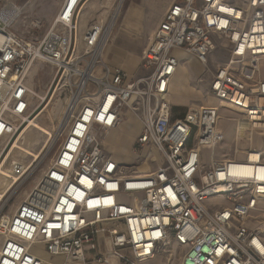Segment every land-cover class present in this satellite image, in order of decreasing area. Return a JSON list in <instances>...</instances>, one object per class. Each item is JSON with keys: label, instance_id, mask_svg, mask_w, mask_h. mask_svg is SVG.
Returning <instances> with one entry per match:
<instances>
[{"label": "built area", "instance_id": "built-area-1", "mask_svg": "<svg viewBox=\"0 0 264 264\" xmlns=\"http://www.w3.org/2000/svg\"><path fill=\"white\" fill-rule=\"evenodd\" d=\"M88 1L63 0L32 42L13 32L0 0V168L33 116L30 62L52 71L45 99L69 93L54 159L0 218V264H264V0H175L137 77L104 60L114 16L82 26ZM183 57L203 67L209 96L243 116L260 144L218 159L225 134L210 124L202 136L204 108L175 115L168 95ZM127 113L141 124L132 150L162 160L145 174L104 146Z\"/></svg>", "mask_w": 264, "mask_h": 264}, {"label": "rangeland", "instance_id": "rangeland-1", "mask_svg": "<svg viewBox=\"0 0 264 264\" xmlns=\"http://www.w3.org/2000/svg\"><path fill=\"white\" fill-rule=\"evenodd\" d=\"M62 1L8 0L6 15L8 19L11 16L13 18L11 29L26 41L37 42L41 40L51 28L50 25L52 26ZM147 1L91 0L87 3V6L89 4L90 6L84 10L82 16L83 27L95 20L110 22L114 16L110 46L104 60L111 65L122 67L131 77L142 76L146 73L141 62L152 38L155 27L154 19L157 14V11ZM119 5H121V9L118 12ZM133 8H136L138 13L135 18H130L129 11ZM146 29L148 31L145 32ZM130 38L142 39L140 50L135 58L130 57V50L125 47V42ZM214 58L218 61H225V53L216 52ZM185 61L186 59L183 62ZM52 80L53 74L50 67L39 62H36L28 75L32 92H38V98L32 96L33 116L24 129L23 139L15 143L3 164L4 166L14 152L18 150L15 155L16 159L10 164L9 172L16 171L15 168L20 165H23L27 172L21 178H17L15 173L10 175L2 170L3 166L0 168V218L7 219L16 211L22 200L39 181L41 174L52 162L60 146V126L65 121L64 114L69 93L58 91L52 98L49 95L45 99ZM189 81L192 89L197 90L198 93L190 91L182 97L174 96L172 106L175 115H183L190 108L205 107L202 136L210 124L216 125L226 136L224 144L218 149V152L215 150L217 158L242 157L248 147L256 144L255 134L245 128L246 124L239 120V114L227 109H218V102L212 100L208 93L207 74L203 67L197 63L193 68L190 67ZM176 84H182L180 77L176 80ZM39 99H42V102ZM216 109L217 111H215ZM130 115L132 114L129 113L128 115L127 113L123 126L121 125L120 129L111 133L106 139L105 148L117 160H120L129 171L148 173L154 170L162 160L161 157H156L153 163L147 162L144 159H139V154L132 150L139 131H135L138 128V123L133 120L135 116ZM133 133H135L134 139H132ZM239 134L241 136L237 137ZM131 139L132 141H130ZM128 145L130 149H128ZM208 148L205 149L206 156H209L210 150L213 151ZM5 179H7L6 185H3ZM147 264L161 263L155 260Z\"/></svg>", "mask_w": 264, "mask_h": 264}, {"label": "crops", "instance_id": "crops-1", "mask_svg": "<svg viewBox=\"0 0 264 264\" xmlns=\"http://www.w3.org/2000/svg\"><path fill=\"white\" fill-rule=\"evenodd\" d=\"M148 1H147V3H149V5L157 11V14L155 15V19H154V22H155L154 31H155L156 28L158 27V25L160 24V22L162 21L165 12L168 10V8L171 6V4L175 0H148ZM89 6H90V4L87 7H89ZM137 13H138V10L136 8L130 9L129 17L130 18H135L137 16ZM146 31H148V30L146 29L145 32ZM154 31H153V33H154ZM141 41H142V39H138V40L135 39L134 40V39L130 38V39L127 40V42H125V47L128 50H130V53H129L130 57H134L135 58L138 55V52L140 50V46H141V43H142ZM185 59H186V61L181 63L180 67L178 68V71H177L176 75L174 76V78L172 80L171 92L168 95V101L170 102L171 105L174 104V100H173L174 96L182 97V96L186 95L187 93H189L190 91L191 92L193 91V93L194 92L198 93L197 90L192 89V87L190 85V81H189L190 80V67L193 68V66L197 62L194 59L185 58V57L182 58V61H184ZM263 64H264V61L262 63V76H263ZM178 77H180V80H181V83H182L181 85H177L176 84V80L178 79ZM263 78H264V76H263ZM33 95H34V98H38V92L33 91ZM210 98H211V96H210ZM211 99L215 100L214 98H211ZM128 115H129V113H128ZM130 116H132V115H130ZM133 120L136 123H138V128L135 131L136 132L140 131V129H141L140 121L136 120L135 117L133 118ZM120 128H118V129H120ZM117 130H115V131H117ZM115 131H113V132H115ZM134 136H135V133H133V136H132L133 138L132 139H134ZM239 136H241V134H239L237 137H239ZM132 139L130 141H132ZM225 139H226V136H225ZM128 149H130L129 145H128ZM17 152H18V150L14 152V154L11 156V159H9V161H7L5 163V165L2 167V170L5 171L6 173H9L10 175L14 174V172H15V171L9 172V168H10V164L14 161V159H16L15 155H16ZM6 181H7V179H5V181L3 182V185H6Z\"/></svg>", "mask_w": 264, "mask_h": 264}, {"label": "bare ground", "instance_id": "bare-ground-1", "mask_svg": "<svg viewBox=\"0 0 264 264\" xmlns=\"http://www.w3.org/2000/svg\"><path fill=\"white\" fill-rule=\"evenodd\" d=\"M91 0H89L87 3H89ZM120 9H121V5H119V7H118V12L120 11ZM13 19V18H12ZM114 25V20L110 23V26H109V30H111L112 29V26ZM50 27H51V25H50ZM110 46V45H109ZM109 46H108V48L106 49V51H105V55H106V53L108 52V50H109ZM36 65V62L35 61H31L30 62V64L28 65V68L26 69V74L27 75H29L30 73H31V71H32V68L34 67ZM176 75V74H175ZM29 91H30V93H31V95L34 97V95H33V92H32V88H31V86H30V84H29ZM55 96V95H54ZM39 101H41L42 102V99H39ZM218 105V109L219 108H221V109H227V108H225V107H223V106H221V105H219V103L217 104ZM227 110H229V109H227ZM215 111H217V109L215 110ZM230 111H232V110H230ZM233 112H235V113H237L236 111H233ZM238 114V113H237ZM32 117H24L23 119H24V124L21 126V128H20V130H19V132L22 130V132H21V135L16 139V141L14 142V144H13V146H15V143L16 142H20V140L21 139H23V134H24V129L27 127V125H28V123L30 122V119H31ZM239 120L242 122V123H244L245 124V120H244V118H243V116H239ZM120 128V127H119ZM18 132V133H19ZM17 133V134H18ZM112 133V132H111ZM110 133V134H111ZM110 134L104 139V146H105V144H106V139L110 136ZM17 136V135H16ZM258 138V137H257ZM255 139V142H256V144L258 145V144H260V143H258V139ZM12 146V147H13ZM19 167V166H18ZM18 167H16L15 169H16V171L14 172L15 173V175H16V177L17 178H21L22 176H24V174H26V173H23V172H19V173H17V168ZM145 173H147V172H137L136 174H138V175H141V174H145ZM16 182V181H15Z\"/></svg>", "mask_w": 264, "mask_h": 264}]
</instances>
